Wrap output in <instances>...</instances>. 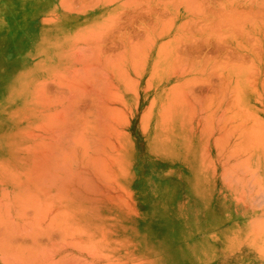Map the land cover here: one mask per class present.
<instances>
[{"label":"rangeland","instance_id":"rangeland-1","mask_svg":"<svg viewBox=\"0 0 264 264\" xmlns=\"http://www.w3.org/2000/svg\"><path fill=\"white\" fill-rule=\"evenodd\" d=\"M11 8L21 11L13 17L17 22L13 34L6 32L0 39V188L7 190L0 189V243L12 229L15 237L8 234L6 243L24 253L41 251L45 261L38 260L39 264H264V0H0V34L14 24L6 15ZM100 22L105 26L99 24L104 30L98 36L89 29L84 34L89 42L80 38L81 32L72 42L80 27L86 31ZM99 25L93 28L98 30ZM150 42L154 47L147 58L144 50ZM84 63L91 66V73ZM67 72L75 74L70 76L72 82L80 83L73 86L82 83L86 90L75 89L79 92L72 97V82L63 79ZM65 96L74 98L79 111L72 116L74 128L83 132L84 124L93 125H88L92 163L97 155L94 139L103 143L105 175L89 160L84 169L95 170L86 169L94 187L75 180L71 190L79 184L88 190L79 186L84 193L74 190L76 196L64 190L67 197L42 185L47 190H31L30 196L27 191L36 187L27 182L24 172L31 162L32 151L27 149L38 138L35 132H42L37 124L43 117L40 109ZM211 103L216 113L218 107L219 117L214 150L211 137L201 143L190 128L192 117L201 108H211ZM35 123L38 129L33 128ZM232 127H237L234 133ZM256 134L258 144L262 140L259 145L251 140ZM76 182L80 183L76 186ZM27 183L30 187L18 186ZM47 191L64 195L50 200L54 195L44 196ZM12 193L17 196L12 198ZM46 198L54 202L52 212L57 208L61 220L42 201L44 209L38 205ZM5 200L9 202L2 204ZM12 207L23 211L26 224L24 219L19 226L22 220L16 217L17 225L14 221L16 226L9 227ZM35 216L38 228L30 227ZM90 243L96 245L94 251L89 250Z\"/></svg>","mask_w":264,"mask_h":264},{"label":"bare ground","instance_id":"bare-ground-1","mask_svg":"<svg viewBox=\"0 0 264 264\" xmlns=\"http://www.w3.org/2000/svg\"><path fill=\"white\" fill-rule=\"evenodd\" d=\"M12 1H15V0H12ZM17 1V0H16ZM99 1V0H98ZM106 1V0H105ZM112 1V0H111ZM124 3V2H123ZM106 4V3H105ZM107 4H110V1H109V3H107ZM179 4V3H178ZM185 4V3H184ZM97 5V4H96ZM173 6V5H172ZM19 11H21L20 9H18V8H11L8 12H7V14L6 15H8V20H9V23L11 24V23H14V24H11L10 26V28H5V29H3L2 30V34H0V39L3 37V34L4 33H11V34H13V30H15L16 29V27H15V25H16V20H13V17H15L17 14H19L18 12ZM194 12V11H193ZM190 13H192V11L190 12ZM168 15V14H167ZM113 17V16H112ZM192 17V16H191ZM236 18V17H235ZM109 19V18H108ZM53 20V19H52ZM112 20H113V18H112ZM54 21V20H53ZM44 22H45V20H44ZM47 22V21H46ZM49 22H52L51 20L49 21ZM112 23V22H111ZM94 24V25H93ZM93 24H91L90 26L92 27V25H93V27H95L96 28V26L97 25H102L103 27L105 26L103 23H98L97 25L95 24V23H93ZM110 24V23H109ZM184 23H181L180 25H183ZM100 25H99V28H98V30L96 31L95 30V28H91L90 26H89V28L88 29H86V31L85 30H83V31H81V30H77L78 32H74V34L75 35H73L72 36V42H74L75 41V39L74 38H76V40H77V37L79 36V32H81V36H80V38L83 36V37H85V39H87L86 38V36L87 35H84V34H88L89 32L87 31V30H89V29H92V30H90L91 31V33L93 34V33H96V35L99 33L98 31H102V30H104L102 27H100ZM107 25V24H106ZM151 25V24H150ZM86 26V25H85ZM152 26V25H151ZM100 28H102L101 30H100ZM182 28V27H181ZM229 28V27H228ZM94 29V30H93ZM12 30V31H11ZM154 30V29H153ZM200 30V29H199ZM85 31V33H82V32H84ZM96 31V32H95ZM257 31H259V30H257ZM149 32V31H148ZM147 32V33H148ZM260 32V31H259ZM76 33H77V35H76ZM103 33H104V31H103ZM263 38H264V29H263ZM100 34H101V32H100ZM181 35V34H180ZM98 36V35H97ZM96 36V37H97ZM102 36V35H101ZM159 36V35H158ZM89 38H90V36H88ZM95 37V38H96ZM151 37V36H150ZM182 37V36H181ZM180 37V38H181ZM66 38V37H65ZM92 38V37H91ZM94 38V37H93ZM98 38V37H97ZM96 38V39H97ZM101 38V37H100ZM179 38V39H180ZM84 39V38H83ZM155 39V38H154ZM170 39V38H169ZM175 39H177L176 37H175ZM178 39V40H179ZM259 39H260V37H259ZM70 40V39H69ZM74 40V41H73ZM78 40H80L79 38H78ZM89 39H87V41H88ZM92 40L93 39H91V44H92ZM146 40V39H145ZM177 40V41H178ZM83 41H85V40H83ZM181 41V40H180ZM242 41V40H241ZM240 41V42H241ZM75 42H77V41H75ZM89 42V41H88ZM149 42V41H148ZM100 43V42H99ZM154 43V42H153ZM93 44H95V42L93 43ZM181 44V43H180ZM88 45V44H87ZM98 45V44H97ZM100 45H101V43H100ZM183 45V44H182ZM82 46V45H81ZM81 46H79V47H81ZM89 46V45H88ZM92 46V45H91ZM95 46V45H94ZM79 47H78V49H79ZM84 47V46H83ZM87 47V46H86ZM154 46H152V44H151V42L149 43V45L147 46V47H145L146 48V51L144 50V52H146V54H147V58L148 57H150L151 56V52H150V50L153 48ZM241 47V46H240ZM89 48H91L90 46H89ZM94 48V47H93ZM93 48H91V49H93ZM143 48V47H142ZM242 48V47H241ZM77 49V50H78ZM88 49V48H87ZM98 49H100V48H98ZM144 49V48H143ZM159 49V48H158ZM81 50V49H80ZM80 50H78V51H80ZM94 50V49H93ZM93 50H91V51H93ZM82 51V50H81ZM90 51V52H91ZM76 52V51H75ZM74 52V53H75ZM84 52H85V50H84ZM88 52H89V50H88ZM96 52V51H95ZM98 52V51H97ZM100 52V51H99ZM143 52V51H142ZM93 53V52H92ZM182 53V52H181ZM95 54V53H94ZM97 54H99V53H97ZM61 55H63L62 56V58L64 57V52H62V54ZM80 55H82V54H80ZM264 55V54H263ZM91 58H93L92 57V55H89ZM89 56H87V57H89ZM94 56V55H93ZM84 58L86 57L85 55L83 56ZM82 56H80V58L82 59L83 58ZM90 57H89V59H90ZM97 57V56H96ZM100 57V56H99ZM83 58V59H84ZM101 58V57H100ZM145 58V57H144ZM87 58H85L84 60H86ZM103 59H104V57H103ZM188 59V58H187ZM75 60H76V58H75ZM83 60V62H85ZM96 60H100L99 58L98 59H96ZM176 60V59H175ZM77 61H78V58H77ZM90 61V60H89ZM79 62V61H78ZM80 62H82V60L80 61ZM91 62H93V60L91 61ZM90 62V63H91ZM132 62V61H131ZM59 63V62H58ZM89 63V62H88ZM89 63V64H90ZM95 63H96V61H95ZM98 63V62H97ZM101 63V62H100ZM99 63V64H100ZM156 63V62H155ZM191 63H193V62H191ZM198 63V62H197ZM84 64H86V63H84ZM84 64H82V65H84ZM92 64V63H91ZM90 64V65H91ZM153 64V63H152ZM177 64V63H176ZM243 64V63H242ZM241 64V65H242ZM87 65V64H86ZM86 65H84V68H86L85 70H88L89 69V67H91V69L93 70V69H95L94 67L95 66H93V65H95L94 64V62H93V65H91V66H86ZM103 65V64H102ZM101 65V66H102ZM113 65V64H112ZM111 65V66H112ZM142 65V64H141ZM192 65V64H191ZM240 65V66H241ZM256 65V64H255ZM66 66V65H65ZM68 66V65H67ZM86 66V67H85ZM109 66V65H108ZM119 66V65H118ZM114 67V66H113ZM175 67V66H174ZM200 67V66H199ZM254 67V66H253ZM69 68V67H68ZM74 68H75V66H74ZM78 68L79 69H84V68H80V66H78ZM78 68L76 67V72L78 71ZM105 68V67H104ZM103 68V69H104ZM257 68V67H256ZM63 69V68H62ZM65 69H67V67H65ZM97 69H98V67H97ZM99 69H101L100 67H99ZM60 70V69H59ZM68 70V69H67ZM75 70L73 71V73H75ZM85 70H82V71H85ZM90 70V69H89ZM88 70V71H89ZM52 71V70H51ZM62 71H64V70H62ZM80 71V70H79ZM93 71H96V70H93ZM92 71V72H93ZM98 71V70H97ZM96 71V72H97ZM104 71H107V70H104ZM103 71V72H104ZM111 71V70H110ZM113 71V70H112ZM196 71V70H195ZM238 71V70H237ZM54 71H52V73H53ZM56 72H58V71H56ZM90 72V71H89ZM239 72V71H238ZM258 72H259V70H258ZM68 73V72H67ZM91 73V72H90ZM100 74H101V72H99ZM54 74V73H53ZM59 74H60V72H59ZM61 74H62V72H61ZM60 74V75H61ZM64 74H65V72H64ZM76 74V73H75ZM75 74H70V73H68V75H67V78H69L70 76L72 77V76H74ZM84 74H86L88 77H89V75L87 74V72L86 73H84L83 72V74L81 73V75L83 76ZM103 74V73H102ZM135 74H137V73H135ZM253 74V73H252ZM66 75V74H65ZM77 75V77H75L74 76V78H78L79 79V77H80V74L79 73H77L76 74ZM78 75H79V77H78ZM93 75V74H92ZM92 75H90V77L91 78H93L92 77ZM107 75H108V73H107ZM97 76H100V75H97ZM104 76V75H103ZM112 76V75H111ZM124 76V75H123ZM257 76V75H256ZM60 77H64L63 75L62 76H60ZM69 78V79H67L66 78V76H65V78H63L64 80L66 79V81H71L72 82V80H73V78ZM109 77V76H108ZM247 77V76H246ZM84 78H85V75H84ZM102 78V77H101ZM251 78V77H250ZM249 78V79H250ZM62 79V78H61ZM62 79V80H63ZM85 79H87V78H85ZM95 79H97V77L95 76ZM252 79V78H251ZM88 80V79H87ZM91 80V79H90ZM93 80H94V78H93ZM109 80V79H108ZM126 80V79H125ZM262 80V79H261ZM84 81H86V80H84ZM92 81V80H91ZM90 81V82H91ZM99 81V80H98ZM112 81V80H111ZM189 81V80H188ZM44 82L45 81H41V84H42V86H43V88H44V86H45V84H44ZM76 83L78 82V81H75ZM74 81L72 82V86H73V84L75 83ZM110 82V81H109ZM79 83V82H78ZM111 83V82H110ZM109 83V85L111 86L112 84H110ZM180 83V82H179ZM41 84H39L40 85V87H41ZM80 84V83H79ZM79 84H77L78 85V87H77V85L75 84L74 86H73V92L71 91V94H70V92H69V94L73 97V94L74 93H78L79 91L78 90H75V89H79L80 90V92L81 91H83L86 87H84L83 85H82V83H81V86L79 85ZM94 84V83H93ZM262 84V83H261ZM114 85V84H113ZM184 85V84H183ZM237 85V84H236ZM236 85H235V87H236ZM239 85V84H238ZM251 85V84H250ZM263 85V84H262ZM72 86H70V89H72ZM75 86H76V88H75ZM86 86V85H85ZM92 86V85H91ZM93 86H95V85H93ZM108 87V86H107ZM112 87V86H111ZM238 87V86H237ZM236 87V89H237V91H238V89L240 88V87H238L237 88ZM242 87V86H241ZM108 88H110V87H108ZM114 88H116V87H114ZM172 88V87H171ZM233 88V87H232ZM257 88V87H256ZM96 89V88H95ZM110 89H112V88H110ZM231 89V88H230ZM229 89V90H230ZM86 90V89H85ZM84 90V91H85ZM181 90V89H180ZM240 90H241V88H240ZM255 90V89H254ZM257 90V89H256ZM96 91V90H95ZM100 92H101V90H99ZM111 92L113 91V89L112 90H110ZM233 91V90H232ZM264 91V90H263ZM87 92V91H86ZM114 92V91H113ZM256 92H258V91H256ZM73 93V94H72ZM93 93V92H92ZM195 93V92H194ZM81 94V93H80ZM94 94H96V92L94 93ZM258 94V93H257ZM83 95V94H82ZM92 95V94H91ZM234 95V94H233ZM259 95H261V94H259ZM69 96V95H68ZM67 96V99H66V96H65V99L64 100H66V101H64V100H60L59 102H52V101H54V100H51V102H49L48 103V101L47 100H45L44 102L46 103H48V105H50V106H46V107H44L45 105V103H43V107L45 108V109H40V108H38L37 107V109L39 110H43V111H41V112H43V117L41 118V124H39L40 122H38L37 124L41 127V128H39V126H37V124L35 123L34 125H36V127L35 126H33V128H39V130L41 129L42 130V132H35L37 135H38V133H39V135H38V138H37V140L36 141H34L32 144H33V147H31L30 149L28 148H26L27 149V151L28 150H30V151H32V154L29 156V158H30V168L28 167V166H26L27 168H28V172H27V170H26V172H24V173H26L24 176L27 178H25L26 180H27V182H29V183H32V185H34V187H36V188H38V189H36V188H34L33 189V187H32V189H30L29 191H27L28 192V194L30 195V193H32L30 196H33L34 195V193H37V192H39V191H42V190H39V189H41V187L44 189V190H47V188L50 190V189H55L57 192H59L57 189H59V190H61V191H63L64 193H65V191L64 190H71V184L72 183H74L75 182V180L77 181H80L81 183H82V181L84 182V181H87V185L89 184L91 187H94L93 186V183H92V181L93 180H90L89 178V176L91 175V174H89L88 176H87V174H88V172L86 171V169L89 171V169L91 168H86V169H84L87 165H88V162H89V160H90V162H91V159H89L90 157H88V156H90V155H88V150L90 149V146L92 145V142L89 140V138H90V136H89V138H88V130H90L91 128H89V126H90V124H92V123H90V124H84V125H86L85 127H82V128H84V131L83 132H79V130H78V128H74L75 127V123H73V117L72 116H74L75 114H74V112H76V111H74V110H77V107H76V104H73V102H75L74 101V98H76L77 96L75 95L74 96V98H70L69 99V97ZM84 96V95H83ZM264 96V95H263ZM79 97V96H78ZM185 97H186V95H185ZM227 97V96H226ZM240 97V96H239ZM260 97V96H259ZM177 98V97H176ZM48 99H50V98H48ZM71 99H73V100H71ZM107 99H109V97L107 98ZM182 99H184V96H183V98ZM225 99V98H224ZM223 99V100H224ZM257 99V98H256ZM77 101V103H79L78 102V99L76 100ZM108 101V100H107ZM179 101H180V99H179ZM185 101V100H184ZM261 101V100H260ZM61 102V103H60ZM181 102V101H180ZM190 102H192V101H190ZM42 103V102H41ZM46 103V104H47ZM228 103V102H227ZM226 103V104H227ZM101 104V103H100ZM38 105H39V103H38ZM73 105L76 107V109H75V107L73 108ZM109 105V104H108ZM190 105V104H189ZM78 106V105H77ZM100 106V105H99ZM42 107V108H43ZM48 107H49V110H48ZM182 107V106H181ZM191 107V106H190ZM103 108V107H102ZM226 109V108H225ZM237 109V108H236ZM26 110V109H25ZM37 110V111H38ZM40 110L38 111V113L37 114H39L40 113ZM48 112H47V111ZM123 110V109H122ZM78 111V110H77ZM107 111V110H106ZM191 111V110H190ZM73 112V113H72ZM104 112V111H103ZM252 112V111H251ZM77 113H79V111L77 112ZM94 113V112H93ZM98 112H96V114H97ZM245 113V112H244ZM36 114V113H35ZM111 114V113H110ZM80 115V114H79ZM78 115V116H79ZM104 115V114H103ZM232 115H233V113H232ZM247 115V114H246ZM250 115V114H249ZM102 116V115H101ZM100 116V117H101ZM97 117H99V116H97ZM105 117V116H104ZM237 117V116H236ZM240 117V116H239ZM245 117V116H244ZM80 118V117H79ZM88 118H90V117H88ZM250 118V117H249ZM97 119V118H96ZM100 119V118H99ZM101 119H103V118H101ZM100 119V120H101ZM232 119V118H231ZM256 119H258V116H257V118ZM85 120V119H84ZM211 120V119H210ZM234 120V119H233ZM262 120V119H261ZM86 121V120H85ZM98 121V120H97ZM112 121V120H111ZM115 121V120H114ZM232 121V120H231ZM252 121H253V119H252ZM260 121V120H259ZM263 121V120H262ZM92 122V121H91ZM106 122V121H105ZM110 122V121H109ZM108 122V123H109ZM248 122V121H247ZM257 122V121H256ZM96 123V122H95ZM100 123V122H99ZM228 123V122H227ZM260 123H261V121H260ZM97 124V123H96ZM101 124L103 125V123L101 122ZM117 124V123H116ZM258 124V123H257ZM16 125V124H15ZM84 125H82V126H84ZM89 125V126H88ZM113 125V124H112ZM250 125V124H249ZM91 126H93V125H91ZM90 126V127H91ZM99 126V125H98ZM226 126V125H225ZM246 126V125H245ZM87 127V128H86ZM94 127H96L95 126V124H94ZM101 127V126H100ZM221 127V126H220ZM229 128H231L230 126H228ZM37 128V129H38ZM104 128H106L105 126H104ZM227 128V127H226ZM226 128H224L223 129V131H226L225 129ZM233 128V127H232ZM236 128L237 127H235V128H233V129H235V130H233V133H234V131H236ZM240 129H241V127H239ZM238 128V130H240ZM249 128V127H248ZM73 129H74V131H73ZM111 129V128H110ZM221 129V128H220ZM244 128H242L241 130H243ZM83 130V129H82ZM114 130V129H113ZM222 130V129H221ZM227 130H229V134L230 133H232V132H230V130L231 129H227ZM231 130V131H232ZM27 131V130H26ZM30 131V130H29ZM244 131V130H243ZM254 131V130H253ZM28 132V131H27ZM26 132V133H27ZM30 132H32V131H30ZM30 132H28V134L30 133ZM73 132H74V135L75 134H77V135H75L74 137H76L75 139H74V142L73 141H71V144L69 143V139L71 138V136H72V134H73ZM227 133H228V131H226ZM246 132V131H245ZM262 132V131H261ZM33 134H35L34 132H32ZM112 133V132H111ZM223 134H224V136H228V134H226L225 135V133L224 132H222ZM236 133H238V132H236ZM257 133H259V134H261L260 132H258V129H257ZM31 134V133H30ZM29 134V135H30ZM91 134V133H90ZM89 134V135H90ZM93 134V133H92ZM239 134H241V133H239ZM238 134V135H239ZM244 134V133H243ZM255 134V133H254ZM259 134H256V138H257V136L259 135ZM27 135V134H26ZM28 135V138H35V137H37L36 135H34V137L32 136V134H31V137ZM232 135V134H231ZM242 135V134H241ZM251 135V134H250ZM262 135V134H261ZM260 135V136H261ZM230 136V135H229ZM232 136H234V134L232 135ZM235 136H237V135H235ZM252 136V135H251ZM250 136V137H251ZM259 136V137H260ZM263 136V135H262ZM262 136L260 137V138H262ZM91 137H92V135H91ZM220 137V136H219ZM254 137V136H253ZM24 138H27V136L26 137H24ZM97 138V137H96ZM94 139L95 140V143H94V145H97V155L94 157V159H92L93 160V163L91 162V166H93V168H95V170L97 171V172H99V173H101V175H105V172H106V168H105V163H104V156H105V154L103 153V149H102V147H101V145H103V143L98 139ZM220 138H222V137H220ZM226 138V137H225ZM236 138H238V137H236ZM252 139L251 138V140L254 142V140H256V142L255 143H257L258 144V142H257V140H258V138L257 139ZM92 139V138H91ZM115 139V138H114ZM234 139H235V137H234ZM240 139H242V138H240ZM26 140H28V139H26ZM30 140V139H29ZM244 140V139H243ZM260 140V139H259ZM33 141V140H32ZM230 140H228V142H229ZM241 141V140H240ZM260 142H262V140L261 141H259V144H260ZM219 144L221 143V142H218ZM241 143V142H240ZM243 143V142H242ZM28 144H31V143H28ZM239 144V143H238ZM251 144H253V143H251ZM258 144V145H259ZM107 145V144H106ZM113 145V144H112ZM116 145V144H115ZM243 145V144H242ZM262 145V144H261ZM93 146V145H92ZM235 146H237V145H235ZM262 146H264V145H262ZM230 147V146H229ZM235 148V147H234ZM233 148V149H234ZM264 149V148H263ZM106 150H109V147H107V149ZM223 150V149H222ZM241 150V149H240ZM226 151H228V149L226 150ZM244 151V150H243ZM249 151V150H248ZM114 152V151H113ZM252 152V151H251ZM251 152H249V154L251 153ZM92 153V152H91ZM90 153V154H91ZM94 153H95V151H94ZM107 153V152H106ZM109 153V152H108ZM220 153V152H219ZM239 153V152H238ZM244 153H246V152H244ZM243 153V154H244ZM224 154V153H223ZM230 154V153H229ZM228 155V154H227ZM232 155V154H231ZM234 155V154H233ZM232 155V156H233ZM92 156V155H91ZM93 157V156H92ZM228 157H231V156H228ZM228 157H227V159H228ZM239 157V156H238ZM247 157H249V155L247 156ZM258 157V156H257ZM108 158V157H107ZM241 159V158H240ZM239 159V160H240ZM247 159V158H246ZM241 161H243V159L241 160ZM244 162H245V160H244ZM243 162V163H244ZM32 163V164H31ZM227 163V162H226ZM248 162H246V163H244V164H247ZM1 164V163H0ZM240 164V163H239ZM242 164V163H241ZM90 165V164H89ZM109 165V164H108ZM230 165V164H229ZM82 166H83V168H82ZM228 166V165H227ZM236 166H238V165H236ZM240 166V165H239ZM240 167H242V166H240ZM245 167H247V166H245ZM244 167V168H245ZM228 168V167H227ZM237 169V168H236ZM91 170V169H90ZM95 170H91V172H94ZM242 170V169H241ZM22 171V170H21ZM226 171V170H225ZM11 172H15V171H11ZM90 172V171H89ZM21 174H22V172H20ZM95 173V172H94ZM114 173V172H113ZM28 174V175H27ZM14 175V174H13ZM16 175V174H15ZM100 175V176H101ZM16 176H18V175H16ZM109 177V176H108ZM91 178H93V176H91ZM243 178V177H242ZM96 179V178H95ZM99 179V178H98ZM2 180V179H1ZM101 180V179H100ZM113 180V179H112ZM36 182V183H35ZM37 182L38 183H40V185H37ZM79 182V183H80ZM95 182V181H94ZM103 182V181H102ZM102 182H101V184H102ZM34 183V184H33ZM77 184H76V186L79 184L78 182H76ZM86 183V182H85ZM98 183V182H97ZM100 183V182H99ZM109 182L107 181V184H108ZM21 184V183H20ZM20 184L18 185L20 188H25V187H30V185L28 184L27 186H25L24 185V187L22 186H20ZM66 186H64V185ZM96 184V183H95ZM94 184V185H95ZM36 185V186H35ZM42 185H45L47 188H45V187H43ZM85 185V184H84ZM97 185V184H96ZM40 186V187H39ZM74 186V185H73ZM79 186H80V189H84V187L86 188V186H83V185H81V184H79ZM79 186L77 187V189L79 188ZM82 186H83V188H82ZM5 187V186H4ZM18 187V188H19ZM67 187H69V188H67ZM90 187V188H91ZM19 188V189H20ZM57 188V189H56ZM88 188H89V186H88ZM96 188V187H95ZM94 188V189H95ZM1 189V192H3V191H7L6 189H4V190H2V188H0ZM72 189H73V187H72ZM76 189V190H77ZM92 189V188H91ZM91 189H89V190H91ZM13 190V189H12ZM31 190H33V191H35L36 190V192H34L33 193V191L31 192ZM39 190V191H38ZM43 190V191H44ZM74 190H75V188H74ZM74 190H71L70 191V193H71V196H72V193L73 194H75V192H78V191H76L75 190V192H73ZM79 190V189H78ZM85 191H87L88 189L86 188V189H84ZM100 190V189H99ZM15 191V190H14ZM60 191V192H61ZM80 191H83V190H79V193H80ZM27 192H25V193H27ZM44 192H46V191H44ZM50 191H47V193H44V196H45V194H50L51 193V196L52 195H54V197L53 198H51L50 196V200H53L54 198H55V195H58L59 196V194L62 196V194L63 193H58V194H55V191L52 193V192H50ZM56 192V193H57ZM107 192H108V190H107ZM24 193V194H25ZM67 193V192H66ZM65 193V195L68 197V194H66ZM79 193H78V196H79ZM82 193H84V192H81L80 194H82ZM99 193V192H98ZM102 193H103V191H102ZM105 193H106V191H105ZM28 194H27V196H28ZM94 194V193H93ZM4 195V194H3ZM2 195V196H3ZM12 195V198H14L13 196H17V193L15 194V195H13V193L11 194ZM18 195H20V194H18ZM42 195V194H41ZM64 195V194H63ZM83 195H86V194H83ZM5 196H6V194H5ZM5 196H3V198L5 197ZM27 196H25V198L27 197ZM37 196H39L38 194H36V197ZM74 196H76V194L74 195ZM87 196V195H86ZM96 196V195H95ZM7 197V196H6ZM19 197V196H18ZM21 198L23 197V200H24V195L23 196H20ZM41 197V196H40ZM97 197V196H96ZM20 198V199H21ZM69 198H70V195H69ZM8 199H9V196H8ZM27 199H28V203L30 202V205H32V204H34V203H31L32 201H30L31 199L29 198V197H27ZM36 199V198H35ZM47 199V198H46ZM49 199H47V200H49ZM64 199V198H63ZM71 199V198H70ZM13 200V199H12ZM16 200H17V197L14 199V201L16 202ZM22 200V199H21ZM22 200V201H23ZM44 200L45 199H41V200H39L40 202H38L39 204L38 205H40V203H41V201L43 202V205L45 204V205H47V202H48V204L49 203H51V204H49V205H47V206H45L44 205V207H45V209L47 210V208L48 209H50L51 211H50V213L52 212V204H54V202H50V200L49 201H45L46 203H44ZM55 200H57V199H55ZM13 201V202H14ZM21 201V202H22ZM59 203L61 202V200L59 201V200H57ZM76 201V200H75ZM0 202H1V199H0ZM4 202H9L8 200L6 201H3L2 202V204H4ZM14 202V204H13V206H15V204H17V203H15ZM34 202V201H33ZM35 202H36V200H35ZM24 203V202H23ZM18 204H20V203H18ZM22 204V203H21ZM27 204V203H26ZM25 204V205H26ZM63 204V203H62ZM38 205H37V207H38ZM60 205V204H59ZM2 206H4V205H2ZM17 206V205H16ZM22 207H23V205H21ZM34 206V205H33ZM32 206V207H33ZM36 206V205H35ZM41 206H42V203H41ZM50 206H51V208H50ZM6 207V206H5ZM7 207H9V205H7ZM26 207V206H25ZM44 207L42 206L41 207V209L43 208L44 209ZM18 208H20L19 206H18ZM27 208V207H26ZM39 208V207H38ZM4 209V208H3ZM36 209V208H35ZM42 209V210H43ZM57 209V208H56ZM56 209H55V216H56V218H58L57 217V215H56ZM23 210V209H22ZM37 210V209H36ZM41 210V211H42ZM59 210H62L63 212L62 213H60L59 212ZM59 210H57V212H59L61 215L66 211V209H64V208H62V209H59ZM65 210V211H64ZM38 211H39V209H38ZM3 212V214L5 213L4 211H2ZM26 212V211H25ZM45 212V211H44ZM48 212H49V210H48ZM53 212H52V214H53ZM69 212V211H68ZM15 213V214H14ZM16 213H17V215H16ZM27 213V212H26ZM66 213V212H65ZM64 213V214H65ZM0 214H2V213H0ZM39 214H41V213H39ZM39 214H38V216H39ZM48 214V213H47ZM52 214H50V215H52ZM16 215V216H15ZM45 215H46V213H45ZM44 215V218L46 217ZM50 215H48V216H50ZM4 216V215H3ZM20 216V217H19ZM59 216V215H58ZM1 217V216H0ZM20 218L21 220H22V222L20 221V225L19 226H22L21 225V223H23V221H24V219H25V224H26V220H28V219H26L27 217H25L24 216V214H23V211H21V209L20 210H17V208H14V207H12V208H10L9 210H8V223L10 224V223H12L13 224V226H9V227H15L17 224V222H18V219L15 221V218ZM60 217V216H59ZM65 217H67V214H66V216ZM5 218V217H4ZM48 218V217H47ZM51 218H53V220H54V218L55 217H53V215H52V217ZM62 218H64V215H62ZM1 219V218H0ZM33 219V218H32ZM40 219H42V218H40ZM46 219V218H45ZM59 220H61V217L60 218H58ZM71 219V218H70ZM5 220V219H4ZM48 220V219H47ZM52 220V221H53ZM14 221H15V226H14ZM42 221H43V219H42ZM49 221H51V219L49 220ZM64 221V220H63ZM33 223H32V225L33 226H30V227H34V226H36L37 228H38V224H39V221H38V218L35 216V220L34 221H32ZM40 222H41V220H40ZM45 222V221H44ZM54 222V221H53ZM53 222H51V224L50 225H53ZM55 222H56V220H55ZM55 222H54V224H55ZM60 222V221H59ZM65 222V221H64ZM63 222V224H66V223H64ZM7 223V224H8ZM30 223V222H29ZM61 223V222H60ZM59 223V224H60ZM19 224V223H18ZM24 224V223H23ZM41 224V223H40ZM45 224V223H44ZM48 224H49V222H48ZM28 225H30V224H28ZM54 226V225H53ZM58 226V225H57ZM56 226V227H57ZM61 226V225H60ZM63 226V225H62ZM69 226V225H68ZM8 227V228H9ZM29 227V226H28ZM35 227V228H36ZM42 227H44V226H42ZM52 227V226H51ZM35 228H33L34 230H35ZM40 228H41V226H40ZM53 228V227H52ZM70 228H71V226H70ZM11 229V228H10ZM18 229V228H17ZM30 229V228H29ZM65 229H67L66 227H65ZM78 228H76V230H77ZM12 230V229H11ZM11 230L9 231V229H8V234H11L12 235V233H10L11 232ZM32 230V229H31ZM34 230H32V231H34ZM36 231V230H35ZM67 231H70L69 229L67 230ZM73 231V230H72ZM71 231V232H72ZM7 232V231H6ZM77 232V231H76ZM79 232V231H78ZM73 233V232H72ZM82 233V232H81ZM7 234V233H6ZM7 234V235H8ZM65 234V233H64ZM6 235V236H7ZM5 236V239L3 240V242H5V243H0V253L2 254V260L0 259V264H18V263H21V264H26V262L27 263H30L31 264V262H33V263H38V260H40L41 262L42 261H45V260H41V251H32V252H28V253H24V251H22V249L21 250H19V248H17V250L16 249H14V248H12L13 246H11V245H8L6 242H8L9 240L7 239V237ZM10 236V235H9ZM8 236V237H9ZM12 236H14V235H12ZM12 236H10L9 237V239H10V243H11V241L13 240V238H12ZM30 236V235H29ZM15 237V236H14ZM74 237V236H73ZM12 238V239H11ZM8 241H7V240ZM72 239V238H71ZM99 239V238H98ZM97 240V239H96ZM100 240V239H99ZM74 241V240H73ZM76 241V240H75ZM35 242V241H34ZM89 242H91V241H89ZM12 244V243H11ZM92 243H90V245H91ZM75 245V244H74ZM74 245H72V247L74 246ZM76 245H77V242H76ZM94 244H92L90 247H91V249H89V250H91V251H94L93 249H95L96 248V245H94ZM18 247V246H17ZM21 248V247H20ZM98 248V247H97ZM76 249V248H75ZM87 251V250H86ZM57 252V251H56ZM96 252H97V250H96ZM96 252H94V253H96ZM103 254V252H101L100 251V254ZM44 254V253H43ZM96 254H98L99 255V253H96ZM68 255V254H67ZM46 256V255H45ZM44 259V258H43ZM3 261V262H2ZM48 262V261H47ZM55 262V261H54ZM111 262V261H110ZM109 262H107L106 264H108ZM39 264V263H38ZM46 264V263H45ZM94 264V263H93ZM102 264H104V263H102Z\"/></svg>","mask_w":264,"mask_h":264},{"label":"crops","instance_id":"crops-1","mask_svg":"<svg viewBox=\"0 0 264 264\" xmlns=\"http://www.w3.org/2000/svg\"><path fill=\"white\" fill-rule=\"evenodd\" d=\"M190 128L192 129L191 134L200 137L201 143H203L205 137H207L206 141H209L208 139L211 137V146L214 150L215 137L219 135L218 107L217 113L214 111L213 103H211V108L209 106L206 110L201 108V112L192 117Z\"/></svg>","mask_w":264,"mask_h":264}]
</instances>
